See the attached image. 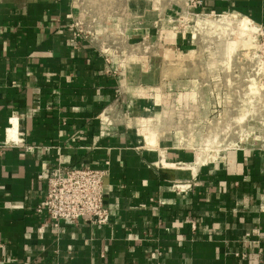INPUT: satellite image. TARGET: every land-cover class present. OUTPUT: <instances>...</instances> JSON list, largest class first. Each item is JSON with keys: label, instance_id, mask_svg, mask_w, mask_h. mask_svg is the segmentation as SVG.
Wrapping results in <instances>:
<instances>
[{"label": "crops", "instance_id": "1", "mask_svg": "<svg viewBox=\"0 0 264 264\" xmlns=\"http://www.w3.org/2000/svg\"><path fill=\"white\" fill-rule=\"evenodd\" d=\"M185 10L264 25V0H0V264H264V147L198 159L176 122L150 141L138 121L170 95L181 41L156 36ZM58 162L107 168L109 223L38 211Z\"/></svg>", "mask_w": 264, "mask_h": 264}, {"label": "rangeland", "instance_id": "2", "mask_svg": "<svg viewBox=\"0 0 264 264\" xmlns=\"http://www.w3.org/2000/svg\"><path fill=\"white\" fill-rule=\"evenodd\" d=\"M224 16L232 18L226 25ZM234 17L241 15L185 10L157 34L167 44L180 37L181 44L165 49L160 87L170 95L161 97L158 115L145 121L139 115L150 125L145 132L155 123L176 122L168 134L203 158L244 142L264 147V28L258 23V32L245 34Z\"/></svg>", "mask_w": 264, "mask_h": 264}, {"label": "built area", "instance_id": "3", "mask_svg": "<svg viewBox=\"0 0 264 264\" xmlns=\"http://www.w3.org/2000/svg\"><path fill=\"white\" fill-rule=\"evenodd\" d=\"M187 4L189 8H197L202 0H187ZM81 25L77 20L72 23L75 29L73 39L83 33ZM260 26L264 28V25ZM107 176V168L56 163L44 177L46 189L43 200L38 204V211L56 226L62 221L70 224L82 220H90L97 225L109 223L112 213L105 204ZM181 183H176L175 188L184 191L186 188L181 187ZM239 255L246 257L245 253Z\"/></svg>", "mask_w": 264, "mask_h": 264}, {"label": "bare ground", "instance_id": "4", "mask_svg": "<svg viewBox=\"0 0 264 264\" xmlns=\"http://www.w3.org/2000/svg\"><path fill=\"white\" fill-rule=\"evenodd\" d=\"M227 16H229V15H227ZM236 16V15H235ZM225 17V16H224ZM230 17V16H229ZM232 17V16H231ZM229 19V20H232V18L230 19V18H228V17H225L224 19H223V21L222 22H225V25L226 24H228V22L226 23V21H225V19ZM250 18V17H249ZM249 18H247V17H234L233 18V21H235V23H236V27L238 28V29H240L242 32H244L245 34H249V33H255V32H258L257 31V29H258V24H256L255 22H253L252 20H250ZM226 19V20H227ZM201 20V19H200ZM206 21V20H205ZM200 22V21H199ZM198 22V23H199ZM229 23H230V21H229ZM201 25V24H200ZM212 25H214V24H211L210 26H212ZM205 26V25H204ZM209 26V27H210ZM215 26H216V24H215ZM228 26H230V25H228ZM200 27V26H199ZM233 27V26H232ZM143 121H145V120H143ZM17 120H15V125H14V127L13 128H11L10 129V135H12L11 137H13L14 135H15V133L17 132ZM154 135H152V133H150L149 135L147 134L146 135V137L148 138V139H150V141H153V140H155L154 138H153V140H152V137H153ZM15 137V136H14ZM151 137V138H150ZM160 137V136H159ZM216 138V137H215ZM159 141V140H158ZM229 146V145H228ZM206 150H208L207 148H205ZM205 149H203V150H205ZM199 150H201V149H199ZM205 150V151H206ZM201 154H198V155H196V156H198V159H200L201 158V156H200ZM203 155V154H202ZM206 155H207V153H206ZM203 158V157H202ZM207 158V157H206ZM163 160V159H162Z\"/></svg>", "mask_w": 264, "mask_h": 264}]
</instances>
